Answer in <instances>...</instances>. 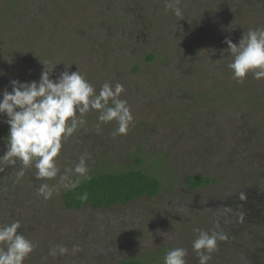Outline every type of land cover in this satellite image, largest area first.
Segmentation results:
<instances>
[{
	"label": "rangeland",
	"instance_id": "obj_1",
	"mask_svg": "<svg viewBox=\"0 0 264 264\" xmlns=\"http://www.w3.org/2000/svg\"><path fill=\"white\" fill-rule=\"evenodd\" d=\"M257 4L181 0L180 20L165 12L164 0H0V89L11 91L12 80L38 81L43 63L60 62L51 79L79 68L97 91L105 81L125 86L121 98L135 117L128 134L113 138L114 122L97 132L98 113L90 112L64 144L61 169L88 153L91 173L97 166L144 170L164 183L156 198L76 211L66 206L63 189L48 201L38 197L34 169L17 180L18 167L6 168L0 224L20 220L38 245L24 264H116L130 256L163 264L173 247L186 248L187 264H198L191 248L197 228L228 237L209 264H264V207L257 206L264 193V80L249 75L237 84L224 51L226 38L238 44L249 28L264 27V2ZM19 32H27L28 44L2 59L1 43L14 46ZM4 119L0 155L9 131ZM191 175L213 183L193 190L186 182ZM61 244L81 251L48 255Z\"/></svg>",
	"mask_w": 264,
	"mask_h": 264
},
{
	"label": "clouds",
	"instance_id": "obj_2",
	"mask_svg": "<svg viewBox=\"0 0 264 264\" xmlns=\"http://www.w3.org/2000/svg\"><path fill=\"white\" fill-rule=\"evenodd\" d=\"M180 3L181 0H164L165 12L171 11L175 17L184 19ZM224 43L227 44L224 51L230 58L227 69L233 81L243 84L249 75L257 81L264 80V27L249 28L238 44L228 38ZM43 64L44 70L38 81L12 80L11 91L5 88L0 93V117H6L3 123L9 126L4 154L0 155V173L8 167H18L16 177L20 180L27 170L34 169L33 176L41 182L36 195L48 201L54 194L59 195L61 189L72 191L82 180L91 179L88 153L80 155L78 162L63 170L59 164L64 144L87 124V114L98 113L97 132L102 125L114 122L113 138L126 136L135 117L128 101L121 98L125 92L122 83L105 81L97 91L79 68L74 72L65 70L56 79H51L58 64L51 68ZM53 180L56 183L50 185L48 181ZM78 199L87 201L88 193H81ZM194 231L197 236L192 241V252L198 264H209L212 254L218 250V242L226 241L228 237L216 230L197 228ZM160 235L165 239L175 238L169 237L168 233ZM37 247L24 235L20 220L0 224V264H24ZM80 251L79 246L70 250L61 244L51 247L48 255L64 257ZM187 256L186 248L173 247L165 252L163 264H187Z\"/></svg>",
	"mask_w": 264,
	"mask_h": 264
},
{
	"label": "trees",
	"instance_id": "obj_3",
	"mask_svg": "<svg viewBox=\"0 0 264 264\" xmlns=\"http://www.w3.org/2000/svg\"><path fill=\"white\" fill-rule=\"evenodd\" d=\"M203 2L204 0H200V6H202L201 3ZM251 2L257 4L259 2L261 3L264 2V0H251ZM7 22L8 24H12L11 19H8ZM26 33L27 32H19L16 36H14L13 39L11 40L14 41L16 44H14V46L11 45L12 47H10V44L8 43L9 41H7L6 45L4 43H1L5 47V49H2L4 50L3 54H1L2 59L4 57L7 58L6 52H8V55L12 51L19 53L21 49L20 47L16 46L17 44L19 46L25 43L28 44L27 41H29L28 38L29 35H27ZM38 33L42 34L41 40H43L44 30L42 29ZM149 59L153 60L156 59V57L154 55H151ZM6 62L9 61L7 60ZM134 71L135 73L138 72L139 68L136 67ZM2 76H3L2 78H4V75ZM3 90L4 89L2 87L0 89V93L1 91L3 92ZM260 102L261 100H259L257 103L259 104ZM262 102L264 107V101ZM140 158L141 157L139 156L138 159ZM95 169L98 170L95 171ZM92 171L94 172L92 173L89 172V175L91 177L90 180L88 181L82 180L80 185L72 191L63 190V195H62L63 200L66 206L70 210L80 211L87 207H93L96 210H104V209L115 208L123 204H130L136 200L143 198H156L161 194L164 187V183L160 177H158L155 174L146 172L144 170H129L120 173L104 172V171H100L99 167L97 166L94 169H92ZM186 182L191 189L197 190L199 188L205 187L213 183V180L209 177L206 178V177L191 175L188 176ZM83 192L88 193V199L85 202H82L80 199H78V196ZM262 198L263 200L260 202L261 205H257L258 208L264 207L263 206L264 193ZM243 209L245 210V206L243 207ZM116 264H150V263L146 262V260L139 259L136 256H130L117 261Z\"/></svg>",
	"mask_w": 264,
	"mask_h": 264
}]
</instances>
